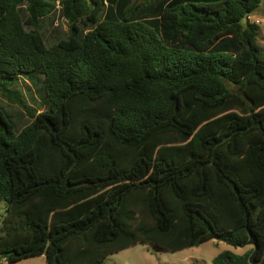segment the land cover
I'll return each instance as SVG.
<instances>
[{
    "label": "trees",
    "instance_id": "1",
    "mask_svg": "<svg viewBox=\"0 0 264 264\" xmlns=\"http://www.w3.org/2000/svg\"><path fill=\"white\" fill-rule=\"evenodd\" d=\"M263 1L58 0L67 36L47 45L37 26L56 0H0V96L30 119L17 130L0 109V264L250 234L259 260L264 51L248 17ZM36 73L41 111L14 87Z\"/></svg>",
    "mask_w": 264,
    "mask_h": 264
},
{
    "label": "rangeland",
    "instance_id": "2",
    "mask_svg": "<svg viewBox=\"0 0 264 264\" xmlns=\"http://www.w3.org/2000/svg\"><path fill=\"white\" fill-rule=\"evenodd\" d=\"M24 6H21L22 17L25 18ZM259 27L258 42L264 51V1L249 17ZM28 29L31 28L26 26ZM37 28L42 33L47 45L56 42L58 39L67 36V23L61 14L58 0H56V9L48 16L41 18ZM89 26H82V31L86 32ZM213 46V51H223ZM36 76H19L14 83V87L19 88L26 102L33 106L37 111L44 110L46 103L42 92V75L36 73ZM0 109L3 110L7 119L13 121L17 130L26 125L30 119L25 115L16 104L9 103L0 96ZM0 210L3 211V203H0ZM250 244L234 247L217 239H210L202 242L198 246L186 247L178 251H169L156 247L151 243H137L114 254L107 256L98 264H213L212 259L218 253L224 250H230L234 253H241L249 247ZM2 264H47L43 255H36L19 259L9 263L2 261Z\"/></svg>",
    "mask_w": 264,
    "mask_h": 264
},
{
    "label": "water",
    "instance_id": "3",
    "mask_svg": "<svg viewBox=\"0 0 264 264\" xmlns=\"http://www.w3.org/2000/svg\"><path fill=\"white\" fill-rule=\"evenodd\" d=\"M245 244H250L253 246V250L251 251L248 257L249 264H264V252H263L262 257L259 260H257L256 258L259 245H258L256 237L253 234H250L248 240L240 246H243Z\"/></svg>",
    "mask_w": 264,
    "mask_h": 264
}]
</instances>
